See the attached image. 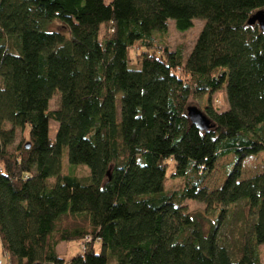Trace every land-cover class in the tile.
I'll use <instances>...</instances> for the list:
<instances>
[{"label": "trees", "instance_id": "16d2710c", "mask_svg": "<svg viewBox=\"0 0 264 264\" xmlns=\"http://www.w3.org/2000/svg\"><path fill=\"white\" fill-rule=\"evenodd\" d=\"M263 10L264 0H0V246L11 264H263L264 170L243 178L244 161L264 153V32L248 24ZM196 19L184 60L162 39L169 21L186 31ZM221 90L228 109L209 102L214 128L203 132L187 109ZM229 156L224 183L205 188ZM87 237L78 256L59 254Z\"/></svg>", "mask_w": 264, "mask_h": 264}, {"label": "rangeland", "instance_id": "374dc122", "mask_svg": "<svg viewBox=\"0 0 264 264\" xmlns=\"http://www.w3.org/2000/svg\"><path fill=\"white\" fill-rule=\"evenodd\" d=\"M106 4H110L113 0H104ZM204 26V21L202 20H194L192 28L186 31H178L175 26L174 21H169L167 25V29L165 32V37H163L162 42H165L166 47L171 52H180L183 59L186 60L191 53L195 42L197 41L201 30ZM158 33L156 34V36ZM158 38V37H157ZM141 51H136V53H140ZM135 49L131 52V58L133 59V64H136V56ZM59 96L54 97V99L50 102V109L55 110L58 106ZM209 102L221 112L226 111L228 109V104L226 100V94L224 90H221L215 94H207L205 96H199L191 105V107H197L201 111H205V109L209 106ZM50 138L52 140L55 139L58 124L54 121H50ZM20 141V135H17V141L14 146H16ZM233 157L229 156L226 158H222L218 161L215 170L211 173V175L207 178L204 183V187L208 190H216L221 187V185L225 181V175L227 172L228 166L232 163ZM62 165L64 169V173H68L71 169L68 164V155L67 151L64 153L62 158ZM264 170V153H261L257 156L247 158L243 163V178L248 179L255 175L261 174ZM230 171V169L228 170ZM74 173L80 177L85 178L89 175V171L86 167L80 166L74 169ZM244 179V180H245ZM180 181L169 182L168 188H174L176 185H179ZM187 208L190 211L203 209V206L194 202H187ZM90 242L92 239L87 237ZM89 242V243H90ZM83 241L62 244L58 248V252L60 255L64 257V259L69 260L72 257L78 256L81 252H84L87 244ZM99 249V245L96 246ZM260 261L264 264V245L259 248ZM0 259L3 260V255L0 248Z\"/></svg>", "mask_w": 264, "mask_h": 264}, {"label": "water", "instance_id": "95a60500", "mask_svg": "<svg viewBox=\"0 0 264 264\" xmlns=\"http://www.w3.org/2000/svg\"><path fill=\"white\" fill-rule=\"evenodd\" d=\"M248 24L250 26L258 25L259 28L264 32V10L253 14L249 18ZM187 116L190 122L203 132H207L214 128L212 121L204 114L203 111L199 110L197 107H189L187 109Z\"/></svg>", "mask_w": 264, "mask_h": 264}, {"label": "built area", "instance_id": "2783aa9c", "mask_svg": "<svg viewBox=\"0 0 264 264\" xmlns=\"http://www.w3.org/2000/svg\"><path fill=\"white\" fill-rule=\"evenodd\" d=\"M84 242H85V243H86V242L89 243L90 240H89L88 238H86V239L84 240ZM0 264H11L9 257H8L7 255H3V260L0 259Z\"/></svg>", "mask_w": 264, "mask_h": 264}, {"label": "crops", "instance_id": "0c3cea01", "mask_svg": "<svg viewBox=\"0 0 264 264\" xmlns=\"http://www.w3.org/2000/svg\"><path fill=\"white\" fill-rule=\"evenodd\" d=\"M0 248H1V246H0ZM1 252H2V249H1ZM2 255H3V252H2Z\"/></svg>", "mask_w": 264, "mask_h": 264}]
</instances>
